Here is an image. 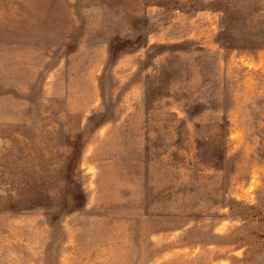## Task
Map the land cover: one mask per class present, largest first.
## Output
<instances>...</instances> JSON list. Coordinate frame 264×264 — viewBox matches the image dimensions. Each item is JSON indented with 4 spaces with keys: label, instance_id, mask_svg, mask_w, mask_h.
Masks as SVG:
<instances>
[{
    "label": "rangeland",
    "instance_id": "1",
    "mask_svg": "<svg viewBox=\"0 0 264 264\" xmlns=\"http://www.w3.org/2000/svg\"><path fill=\"white\" fill-rule=\"evenodd\" d=\"M0 264H264V0H0Z\"/></svg>",
    "mask_w": 264,
    "mask_h": 264
}]
</instances>
